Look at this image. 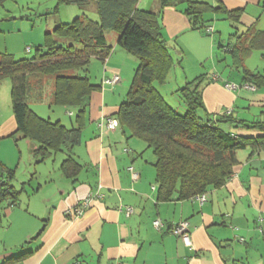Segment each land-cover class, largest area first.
<instances>
[{
	"label": "crops",
	"instance_id": "1",
	"mask_svg": "<svg viewBox=\"0 0 264 264\" xmlns=\"http://www.w3.org/2000/svg\"><path fill=\"white\" fill-rule=\"evenodd\" d=\"M220 1L228 10L242 11L239 21L233 25L226 14L207 12L206 31L193 26L185 13L186 2L161 10L160 0L139 1V9L159 13L160 31L175 62L167 82L158 88L167 98L161 88L178 90L204 75L200 84L204 108L199 113L216 118L230 110L237 120L264 119V86L255 90L226 86L241 84L245 71L264 75V70L245 65L255 51L261 52L264 62V0ZM51 9L45 14H55ZM65 10L68 18L71 9ZM87 15L98 19L94 5L87 7ZM61 22L63 17L56 18L52 27ZM106 37L111 54L104 60L93 57L88 71L91 81L102 86L90 96L81 121V141L72 149L52 151L41 159L33 152L38 143L18 131L12 100L10 107L0 106V179H8L18 192L17 198H0V264H264V151L239 149L226 182L210 187L204 203L179 199L178 194L160 199L152 148L125 125L106 127L107 118H117L139 63L119 45L115 31H108ZM253 38L258 46L239 55L241 47L250 48ZM228 45L238 46V53L227 51ZM28 47L20 48L23 55ZM11 51L16 58V47ZM221 51L231 56L225 66L241 71L240 81L221 68L216 60ZM114 74L121 77L118 83L102 84ZM48 102L52 104V96ZM41 106L32 108L40 116L45 115ZM55 106L50 111L52 121L77 125V108ZM227 128L244 136L260 134ZM68 157L80 164L75 177L62 170ZM131 166L138 174L135 178ZM89 196L93 199L81 215L66 214ZM127 206L133 207L130 214ZM156 219L162 222L160 229L153 224ZM182 220L190 223L191 246L171 231Z\"/></svg>",
	"mask_w": 264,
	"mask_h": 264
},
{
	"label": "trees",
	"instance_id": "2",
	"mask_svg": "<svg viewBox=\"0 0 264 264\" xmlns=\"http://www.w3.org/2000/svg\"><path fill=\"white\" fill-rule=\"evenodd\" d=\"M5 1L0 0V4ZM139 1L57 0L54 12L63 4H77L85 10L92 4L98 19L84 14L46 30L44 44L36 47L31 56L16 59L12 54L0 53V82L6 78L11 80L12 110L18 131L38 143L33 150L36 156L43 159L52 151L72 149L81 141V121L90 96L102 86L91 81L89 65L93 57L104 60L111 54L112 46L106 34L115 31L119 45L139 60L128 94L120 105L118 121L152 148L156 156L158 197L169 200L178 194L179 199L194 198L226 182L238 162L239 149L251 147L264 151V119L237 120L231 112L216 118L199 116L204 108L200 88L204 75L178 89L186 109L184 114L179 113L155 85L166 83L175 65L160 31L159 13L139 9ZM178 2L187 3L185 13L193 26L205 31V13L226 14L234 25L242 12L228 10L220 0H216V4L209 0H160V8L163 10ZM256 40L252 39L250 48L241 47L239 55L257 47ZM225 48L238 53L239 47L228 45ZM32 79H36L37 84L32 85ZM39 80L46 82L38 84ZM48 82L53 83L52 104L77 108V125L67 127L60 121L40 116L30 107L27 99L31 88H43ZM243 83L264 86V75L245 71ZM224 125L260 134L244 136L228 131ZM79 168L74 158L63 160L62 170L66 176L75 177ZM8 195L17 198L18 192L13 191L8 179H0V198Z\"/></svg>",
	"mask_w": 264,
	"mask_h": 264
},
{
	"label": "rangeland",
	"instance_id": "3",
	"mask_svg": "<svg viewBox=\"0 0 264 264\" xmlns=\"http://www.w3.org/2000/svg\"><path fill=\"white\" fill-rule=\"evenodd\" d=\"M56 5L57 1L55 2V0H7L3 4H0V53L11 54L10 52H12L11 50L13 49V47H16V59L31 56L32 54H34L36 47L42 46L44 44L45 32L46 30L53 29V21L56 18L63 17V22H71L77 16L87 14V10L77 4L59 5L60 10L58 12H55V14H45V10H47L48 8H52L51 10H53ZM65 7H67V10L71 9V12L67 13L68 18L65 15ZM75 13L78 15H75ZM69 14L71 16H69ZM213 22H215V20ZM216 22L226 25L229 24L226 21L221 20H216ZM222 34L226 38V34ZM27 46H30L31 50L27 51L25 55H23L20 51V48H27ZM224 55L227 58L225 61H223ZM230 59L231 56L229 54H226L225 52L223 53L222 51L220 58H216L218 62L221 61V68L226 70L225 73L227 76L232 73V75L234 76L232 77V80L240 81V78L238 77L241 75V71H237L235 69L233 70L230 66H225V63H231ZM207 63V66H211V62H208L207 60ZM245 65L250 69H258L263 72L264 62L261 57V52L255 51L251 58L246 61ZM80 73L83 74V70H81ZM44 82L46 81L39 80L38 84H43ZM242 83L243 81L241 82V84ZM31 84H37L36 79H32ZM235 84L240 85V83L238 82ZM6 85H8V87ZM155 85L158 86V83H155ZM50 89L51 84L49 82L43 88H31L27 99L28 104L31 106V108H33V106L37 107V105H42L41 107L44 108L45 115L42 114L41 116L46 118H49L52 110L56 109L55 104H50L48 102V99L52 96V91ZM161 89L163 90V92H165V94H167V98L165 97L166 100L168 101L170 99L172 103H170L169 101L168 102L172 106H174L179 113L184 114L186 109L185 104L180 96V92L178 90H174L175 88L172 90L171 87H169L167 90L165 88V91L163 88ZM10 94L11 80L6 79L0 82L1 107H10ZM37 99L41 104L37 102ZM198 114L202 118L205 117V113ZM65 115L67 114L65 113ZM67 118H69V116ZM66 124H68L67 126H70L69 122H67ZM224 128L229 129L226 125L224 126Z\"/></svg>",
	"mask_w": 264,
	"mask_h": 264
},
{
	"label": "built area",
	"instance_id": "4",
	"mask_svg": "<svg viewBox=\"0 0 264 264\" xmlns=\"http://www.w3.org/2000/svg\"><path fill=\"white\" fill-rule=\"evenodd\" d=\"M207 31L212 32L213 31L212 27H207ZM30 49L31 48H28L29 51H30ZM120 80H121V77L118 74H114L111 77L105 78L103 81V85L114 86ZM226 86L230 89H235L239 85H237L235 83H228ZM242 86L245 88H248L250 90L256 89L255 85L250 84V83H243ZM228 112L230 113L231 111L229 110ZM118 126H119V121L117 118H114V117L107 118V120H106V127L107 128L115 129ZM129 169L132 171L133 177L135 178L138 174L133 170L132 166ZM194 198L198 199L201 203H204L207 200L206 193L197 195ZM92 199H93V196L87 197L83 201V203L80 204L79 206L67 209L66 214L67 215H77V216L81 215L83 213V211L90 205ZM132 211H133V207L127 206V213L130 214ZM153 224L155 225L156 228H159V229L162 226V222L160 219H156L153 222ZM171 231L174 234L181 237L183 239V241L185 242V244L190 245V246L192 245L190 223L188 220H182L179 223H177L176 225L172 226ZM68 264H77V261H75L74 263H68Z\"/></svg>",
	"mask_w": 264,
	"mask_h": 264
}]
</instances>
